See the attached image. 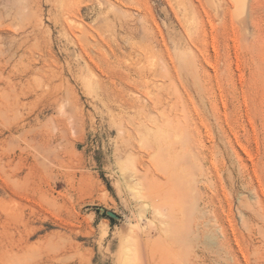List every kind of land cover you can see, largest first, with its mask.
<instances>
[{
  "label": "rangeland",
  "instance_id": "obj_1",
  "mask_svg": "<svg viewBox=\"0 0 264 264\" xmlns=\"http://www.w3.org/2000/svg\"><path fill=\"white\" fill-rule=\"evenodd\" d=\"M0 264H264V0H0Z\"/></svg>",
  "mask_w": 264,
  "mask_h": 264
},
{
  "label": "water",
  "instance_id": "obj_2",
  "mask_svg": "<svg viewBox=\"0 0 264 264\" xmlns=\"http://www.w3.org/2000/svg\"><path fill=\"white\" fill-rule=\"evenodd\" d=\"M106 214H107L109 217H111V218H117V217H118L114 212L109 211V210L106 211Z\"/></svg>",
  "mask_w": 264,
  "mask_h": 264
}]
</instances>
